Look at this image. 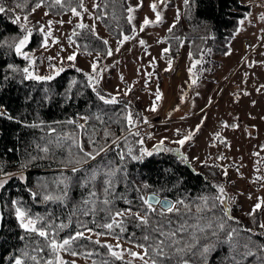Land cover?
I'll return each mask as SVG.
<instances>
[{
    "label": "trees",
    "instance_id": "1",
    "mask_svg": "<svg viewBox=\"0 0 264 264\" xmlns=\"http://www.w3.org/2000/svg\"><path fill=\"white\" fill-rule=\"evenodd\" d=\"M23 2L24 0H0V6L10 10L0 14V39L21 34L19 26L13 24L12 20L18 13L28 14L37 0H28L27 7L23 10L15 7L16 3ZM80 2L81 0H65L63 8L59 6L50 8V0H45L43 7L53 15L62 16L70 12L72 7L77 8L78 11L83 10L79 8ZM82 2L84 4V0ZM95 5H99V7H94V13L96 17H101L99 22L111 39L118 41L122 39L121 33L127 35L131 33V25L127 22V0H96ZM250 9L251 4L242 0H192L190 9L183 2L179 21L175 23L172 32H169L168 28L164 35L167 48H169L168 53L177 54L185 45L192 57L200 61L199 69L202 71L217 69L221 64L220 57L231 50V42L240 27V21ZM41 25L40 21H35L29 26L33 28V37L26 51L41 47L43 37L37 31ZM76 25L73 26V31L79 32L80 35L73 36L71 34L69 37L75 41L76 46L79 45V52L87 55L86 52L91 51L92 54L99 53L101 57H107L106 51L110 47V42L97 32L96 34L102 39H97V36L88 29L76 28ZM102 40H107L108 45L105 46ZM27 63L8 49L0 48V105L3 104L8 109L9 116L13 118L8 119V116H0V168L3 169V172L12 174L5 187L0 189L4 212L0 231V264H12L10 258L19 255V250L24 248L26 243L19 239L21 235H24V232L15 218L13 200L19 201L21 206L29 210L30 214L45 217V222L52 220L57 224L61 221L68 223V218L71 217L69 227L59 233L60 238L81 230L77 227L79 222H87V226L96 232L105 231L96 225L107 222V213L97 212L95 216L91 214L85 216L82 215V212L86 207H89L84 204V201L89 198L90 191H96L100 199L104 198V180L107 177L102 173L108 168L122 169L114 178L116 192L132 201V204L129 205L125 203L124 199H115L114 208L116 210L128 207H132L133 211L140 210L142 201L139 197L147 196L151 192L168 197L172 199L173 203L183 200L191 206V212H187L177 205L181 208V212L169 214L173 226H178L186 221L189 226L204 227L210 219L213 220V229H206V233H200L195 227H189L188 231L184 233V239L190 240L191 234L195 231L196 235L201 237V244L216 242V249L208 256L207 264H231V256L234 253L229 244L220 243L217 241V237L211 235L213 230L218 231L215 225L223 213L219 208L212 212H196V205L202 203L201 197H214L218 194L215 186L220 185V170L216 163L206 161L194 167L183 162L176 152L155 151V148L148 149L153 151V155L146 156L142 162L130 158L121 161L119 156L121 150L127 152V149L131 147L133 153L138 155L139 149L144 147L137 143L142 137L141 130L132 129V131L138 130L140 136L129 135L127 122L124 119L127 111L131 110L137 124H140L143 121L141 112L125 98L117 97L120 103L115 105L103 104L92 88L88 86L87 78L84 75L87 72L83 69L77 72L76 68H79L77 66H67L64 68L65 71L53 80L44 82L24 80L22 75L12 72L7 67L11 64L22 69L27 66ZM5 76H8L9 79H4ZM73 80L76 81L75 84L72 83ZM99 90L104 95L109 94L101 86H99ZM96 116H101L103 122L97 120ZM80 117H88L87 122L85 120L80 122ZM118 119L119 123L116 122ZM69 120L76 123H68ZM78 124H84L85 127L81 129L77 126ZM105 129L114 133L115 137L127 136L128 143L121 139L119 148L113 145L110 151L106 154L102 153L95 160L75 165L82 171L72 173L73 165L68 164V161L76 157L78 149L71 140L65 139V137L74 136L84 144L86 151H91L92 147L88 143V138L92 137L98 143H103ZM111 139L112 137L109 138V143ZM44 147L49 149L47 153L41 150ZM70 152L72 156L69 155ZM22 165L26 166L21 167ZM93 169H100L101 174L92 184L84 186L85 178L90 175ZM20 175H23L25 179L20 180L18 178ZM63 177H70L68 198L65 203L45 202L42 199L43 195L46 192L58 193L59 187H62L59 185V181ZM145 184L149 187L144 188ZM34 192L37 193L35 198L32 196ZM99 207L102 205L98 203L97 208ZM252 210L253 207L243 217L231 214L239 221L238 224L224 218L226 231L238 228L264 232L258 227L259 223H263L264 206L262 205L256 211L254 217L248 215ZM155 218L161 219L159 216ZM125 225L127 232L123 234L122 240L133 244L129 241V237L130 234L135 233V241L142 242L140 237L144 234L143 230L137 228L131 218L125 221ZM226 231L219 232V241L225 240ZM116 232L118 233L119 230L117 229ZM205 234L208 237L207 240L202 238ZM86 235L88 234L86 233ZM249 235V233L241 231V243ZM96 238L92 237L93 240ZM252 239L264 243V236H253ZM105 242L108 243L101 240V244ZM73 247L78 253H81V256L96 261V264H102V261L105 260L109 264H125V261L131 260L126 257H124V261L116 260L108 253L106 247L86 239L77 241ZM87 252H92L93 255L88 257L85 255ZM65 261L71 264L73 260L67 258ZM133 264H135L134 261ZM190 264H201V262L198 257L193 256ZM244 264H258V262L250 257Z\"/></svg>",
    "mask_w": 264,
    "mask_h": 264
},
{
    "label": "rangeland",
    "instance_id": "2",
    "mask_svg": "<svg viewBox=\"0 0 264 264\" xmlns=\"http://www.w3.org/2000/svg\"><path fill=\"white\" fill-rule=\"evenodd\" d=\"M242 1L249 2L251 9L242 18L243 24H240L231 42V50L220 57L221 64L213 71H202L198 64L193 67L198 59L192 55L190 57L191 53L185 45L177 54L162 55V50L167 47L165 32L176 23L178 10L180 19L183 0H165L163 5L158 0H142V6L138 8L141 0H127L128 7L137 8L133 13L137 38L124 43L120 51H114L111 57L100 56L99 59L100 67L105 69L99 86L116 97L127 99L141 112L143 120L146 117L149 121H142L136 126L142 133V147L153 149L163 140L162 147L171 150L179 148L180 153L187 156L194 167L206 161L216 163L220 170V185L225 187L230 198L231 214L239 217L264 200V179H257L264 177V20L260 19L261 14H264V0ZM153 2L158 3L163 22L139 32L145 17L155 19L150 7ZM95 4L96 0H84L88 11H80L82 22L89 26L94 24L95 32L105 37L115 50L118 41L111 39L99 20L95 19ZM45 12L46 9L41 7L28 17L29 26L35 21H40L42 25L48 20L54 21L52 34L59 40L54 45L49 40L48 49L40 47L29 50L36 60L35 70L42 76L52 74L49 63L60 67L61 57L64 58V68L70 65L66 57L77 51V46L76 43L70 44L69 36L73 26L81 21V17L73 16L71 11L62 16L49 12V15H45ZM18 15L23 17L25 14ZM59 20L64 21L63 25L55 23ZM140 39L145 41V45L138 43ZM49 56L56 59L49 61ZM95 57L96 54L89 56L80 53L75 66L88 73ZM169 59L172 61L171 69L166 71ZM193 79L196 80L195 84H192ZM129 87L131 92L127 96L123 95ZM157 89L162 99L156 102L157 110L152 112L149 109ZM198 125L199 131L196 130ZM189 132L195 135L183 146L174 143ZM217 133L219 139L216 138ZM221 156L224 159H220ZM224 168H227V176L223 174ZM3 178L0 176V179ZM100 239L112 245L117 243L110 236H101ZM119 243L123 249L141 251L122 239ZM61 255L64 260L69 258L80 264H93L91 259L81 255ZM124 257L133 260L135 264H141L127 253Z\"/></svg>",
    "mask_w": 264,
    "mask_h": 264
},
{
    "label": "snow or ice",
    "instance_id": "3",
    "mask_svg": "<svg viewBox=\"0 0 264 264\" xmlns=\"http://www.w3.org/2000/svg\"><path fill=\"white\" fill-rule=\"evenodd\" d=\"M45 0H37L35 5L31 8L28 14L23 15H15L12 23L19 26L20 35L11 36L6 39H0V48H6L10 52H13L16 56L21 57L23 60L27 61V66L19 69L14 67L13 65L9 64L7 67L14 73H18L22 75L24 80H34V81H51L56 76H58L61 72L65 71L63 67L64 58H60V67H57L55 64L49 63V67L53 70L52 74L47 76L39 75L35 70L36 60L34 59L33 55L26 51L28 45L30 44L32 37H33V28L29 27L28 25V17L32 12H35L37 9L44 6ZM184 5L189 7L191 6L192 0H183ZM28 0H24L23 3H16L15 7L23 10L27 7ZM158 3L163 5L165 0H158ZM158 3L153 2L150 7L152 12L155 14V19L151 20L148 17H145L143 23L139 27V32H143L145 28L150 25H156L163 22L162 12L158 11ZM63 8L65 6V0H50L49 7H57ZM142 6L141 4L137 5V8ZM166 6V5H165ZM94 7H99V5H94ZM79 8L83 9L84 12H87L88 9L85 8L82 0L79 4ZM137 8L129 6L127 8V22L132 25L131 28V35L121 33L122 39L118 40V46L115 50L111 47L107 48L106 56L111 57L115 52H119L121 47L124 43L136 39L138 32L136 25L133 23L135 20V16L133 13L137 10ZM5 7L0 6V14L5 13ZM70 11L73 16L81 17V12L77 10V8L72 7ZM45 15H49L48 12H45ZM95 19L99 20L101 17L97 16ZM260 19L264 20V14H261ZM179 21V10L177 12L176 22ZM71 23V21H68ZM54 21L48 20L45 25H41L37 31L42 35L43 39L41 42V47L44 49H48L50 47L49 40L51 43L57 44L59 40L53 37L52 34V25ZM60 25H63L64 21L59 20L55 21ZM243 24V20L240 21ZM175 27V23L169 27L168 31L172 32V29ZM76 28L84 30L88 29L94 35L97 36V39H102L96 34L95 32V25H87L81 21L77 23ZM73 36H79L80 33L76 32L75 30L72 33ZM70 44H75V41L69 37ZM163 42V41H161ZM102 43L107 46L108 41L102 40ZM138 43L143 46L145 45V41L140 39ZM87 47V46H85ZM63 51V49H61ZM169 52V48H164L162 50V55L167 54ZM79 53V45H77V51H74L72 54L66 57L67 61L71 62L70 67H75V61L77 55ZM87 55L91 56L92 52L87 51ZM59 56V53L57 54ZM191 57V54H190ZM56 59V57L49 56L48 60L52 61ZM100 55L97 53L95 59L90 63L91 71L88 73H84L87 78L88 86L92 88L93 92H95L97 98L103 102L105 105H115L120 103L116 96L112 94L104 95L99 90V85L102 77V72L105 70L100 67L99 65ZM172 61L169 59L168 64L169 68L171 69ZM200 63V61H195V64ZM154 66V65H153ZM77 72L82 71V69L76 68ZM191 74V69H189ZM151 76V73L148 74ZM4 79H9L8 76H5ZM123 80V77H121ZM73 84L76 83L75 80L72 81ZM147 83V82H146ZM196 80H192V84H195ZM131 87L126 89L123 92V95L127 96L129 92H131ZM162 99V94L160 93L159 89L155 94V100L153 101L152 107L149 111L155 112L157 110V101ZM183 99V98H182ZM130 103V102H129ZM127 107V106H126ZM6 113L0 112V116H4ZM137 116L139 114H136ZM8 119H13L11 116L7 117ZM97 120L103 122L101 116L95 117ZM87 122L88 117H82ZM124 119L127 122V131L129 135L132 136H140V132L132 131L133 128L137 126V120L134 119L133 113L131 110L127 111L126 116ZM119 123V119L116 121ZM144 123H149L147 118L145 117L143 120ZM68 123H76L75 121L69 120ZM34 126V125H33ZM79 128L83 129L85 127L84 124H78ZM228 127L227 124L224 125ZM232 127H236L233 125ZM200 125L197 126V131H199ZM124 130V129H122ZM195 135L194 132H189L183 138L174 141V143L183 146L186 141L192 139ZM112 137L111 142L109 143V138ZM216 138L219 139V133L216 134ZM65 139L71 140L72 144L78 149L76 157L74 159H69L68 164L73 165L71 167L72 173H76L82 171L81 168L76 167L75 165H82L88 163L90 160H95L97 156H100L102 153L106 154L108 151L112 149V146L115 145L117 148L120 147V141L123 139L125 143H128V137L124 136L115 137V134L108 131L107 129L104 130L103 133V143H98L92 137L88 138V143L91 145L92 150L86 151L84 144L79 142L74 136H67ZM138 144L143 145L144 140L141 137L138 141ZM163 140L160 141L158 145L155 146V151H175L180 159L187 163L191 164V161L188 159L187 156H184L180 153L179 148L175 150L163 148ZM45 153L49 151L47 147L41 149ZM72 156V153H69ZM153 151H150L146 148L141 147L139 149V154H134L131 147L127 149V152L121 150L119 152L120 160L125 161L126 158H130L134 161H143L146 156H152ZM220 159H224L223 156L219 157ZM35 159V158H33ZM26 165H22L21 167H25ZM67 167V165H66ZM122 171L121 168H108L107 171H104L102 174L107 177L104 180V198L100 199L97 196L96 191L89 192V198L84 201L86 207L82 215H93L95 216L97 212H105L107 213V222L103 224H97L96 226L99 228L104 229L103 232H96L93 228H89L87 226V222H79L77 227L81 230H77L74 234H70L64 238H60L59 233L69 227L71 223V217L68 218V223H64L61 221L59 224L55 223V221L49 220L45 222V217H42L38 214L33 215L30 214L29 210L25 209L21 206L20 202L17 200L12 201V205L15 211V218L18 221L19 227L23 230L24 235H21L19 239L21 241H26L25 247L19 250V255H14L10 259L12 264H68L66 262L61 253H67L72 256L80 255L73 245L77 243V241L81 239H86L94 244L101 245L102 247H106L108 249V253L115 258L116 260L124 261L125 253L128 256L132 257L134 260H139L141 264H190L192 257L196 256L199 258L201 264H207L208 256L215 251L216 249V242L204 243L201 244L200 240L201 237L196 235L194 231L191 234L190 240L184 239V233L188 231L189 227H195L200 233H206V229H213V220H209L204 227H200L199 225L189 226L187 222L180 223L178 226H173L172 220L169 218V214H179L181 212V208L177 207L180 205L185 211L191 212V206L186 204L183 200H178L175 203L161 200L159 199L156 193H152L151 195H141L139 199L142 201V208L137 211H133L132 207H128L122 210H116L114 208V200L115 199H124L125 203L131 205L132 201L127 200L122 194L116 192V183L114 182V178L116 177L117 173ZM237 171H239L237 169ZM101 174L100 169H93L89 176L85 178V185L92 184L96 179L97 176ZM223 174L227 176L228 171L227 168L223 169ZM0 175L4 178L0 179V189H3L5 185L8 183V179L11 178L10 173L3 172V169L0 168ZM20 180H24L25 177L20 175L18 177ZM257 179H264V177H257ZM59 192L54 194L50 192H46L42 199L45 202H59L65 203L68 198V190L70 187V177H63L59 181ZM58 185V186H59ZM149 185L145 184L144 188H148ZM218 194L214 197L203 196L200 198L202 201L201 204L196 205V212L197 213H205V212H212L214 209L219 208L220 211L223 213V216L219 218V222L216 223L215 227L217 230H213L211 232L212 236L217 237V241L220 243H228L230 249L233 251V255L231 256V264H244L248 258H254L258 264H264V243H259L256 240H253V236H264V232H255L253 229H238V228H231L230 230L226 231V221L233 220L237 224L239 223L235 217L231 215V208L229 206L230 198L228 197L225 187L223 185H216ZM139 191V189H137ZM33 198L37 196V193H32ZM251 198V197H249ZM211 201V202H210ZM102 205V207L97 208V204ZM264 204V200L258 202L254 207L252 212L248 213L250 216H255L256 211L262 207ZM158 206V207H157ZM159 216L161 219H156L155 217ZM2 214H0V219H2ZM131 218L135 222V226L137 228H141L143 230V235L140 237V241H135V233L130 234L129 241L134 244V247L140 249L141 251H132L131 249H123L119 241L122 239L123 234L127 232V228L125 225V221ZM95 222V221H93ZM255 222V221H254ZM258 227L260 229H264V223H259ZM119 230L117 233L116 230ZM226 237L224 241H219V232H225ZM244 231L249 233L250 235L243 240L241 243L240 241V232ZM86 233L88 235H86ZM97 237L95 240L92 237ZM101 236H112L117 243L112 245L110 243L101 244L100 237ZM203 239L207 240V235L205 234ZM30 249V250H29ZM86 256L91 257L93 255L92 252L85 253ZM71 264H76L75 260L71 262ZM93 264H96V261H93ZM102 264H109L107 260L102 261ZM125 264H133L132 260L125 261Z\"/></svg>",
    "mask_w": 264,
    "mask_h": 264
},
{
    "label": "water",
    "instance_id": "4",
    "mask_svg": "<svg viewBox=\"0 0 264 264\" xmlns=\"http://www.w3.org/2000/svg\"><path fill=\"white\" fill-rule=\"evenodd\" d=\"M152 193L154 192H151L149 193L148 195H151ZM158 195V194H157ZM159 199L161 200H167V201H170V202H173L172 199L168 198V197H162L160 195H158ZM0 214H2V219H0V231H1V228H2V225H3V220H4V212H3V206H2V201L0 199Z\"/></svg>",
    "mask_w": 264,
    "mask_h": 264
},
{
    "label": "built area",
    "instance_id": "5",
    "mask_svg": "<svg viewBox=\"0 0 264 264\" xmlns=\"http://www.w3.org/2000/svg\"><path fill=\"white\" fill-rule=\"evenodd\" d=\"M0 112H3V113H6V115H4V116H9V111H8V109L2 104V105H0ZM84 119H82L81 117H80V122H82Z\"/></svg>",
    "mask_w": 264,
    "mask_h": 264
}]
</instances>
